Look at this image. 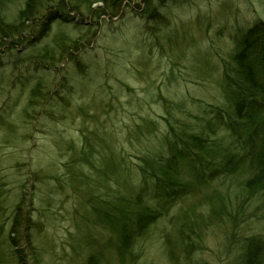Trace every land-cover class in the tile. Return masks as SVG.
<instances>
[{
  "label": "rangeland",
  "instance_id": "374dc122",
  "mask_svg": "<svg viewBox=\"0 0 264 264\" xmlns=\"http://www.w3.org/2000/svg\"><path fill=\"white\" fill-rule=\"evenodd\" d=\"M87 1L68 0L82 16L53 23L39 43L66 49L60 62L25 61L28 43L0 54V264H242L245 240H264V201L242 186L243 173L207 182L178 159L188 196L149 226L130 262L118 255L114 222L124 206L109 197L126 185L78 158L90 148L107 173L115 159L136 184L141 158L169 126L195 131L228 106L233 55L244 32L264 24V0H123L117 17L99 18ZM23 2L0 0V30ZM19 204L29 222L12 233Z\"/></svg>",
  "mask_w": 264,
  "mask_h": 264
},
{
  "label": "trees",
  "instance_id": "16d2710c",
  "mask_svg": "<svg viewBox=\"0 0 264 264\" xmlns=\"http://www.w3.org/2000/svg\"><path fill=\"white\" fill-rule=\"evenodd\" d=\"M121 1L123 0H89L83 4L87 7L89 15L98 18L103 15L117 17ZM95 3H100L101 6L92 8L91 5ZM68 5V0H24L15 24L6 26L10 29L8 31L0 30V54L10 45H17L20 46V51L26 48L30 50V55L25 56V61L36 58V55V63L42 65H53L54 62L63 60L67 54L66 49L55 54L54 48H51L53 46L39 43L53 23H73L71 12L82 16L78 7ZM42 10L44 14L41 21L35 25L36 30L28 32L27 25L33 27ZM159 17L157 15L158 20ZM77 22L82 24L83 20L79 19ZM51 50L54 55L45 59ZM232 61L235 66L234 77L226 86L229 105L215 110L212 117L205 119L195 131L176 123L175 127L169 126V132L159 140L157 150L152 155L141 158L138 166L140 178L136 184H126V178L118 170V161L115 159L107 173V170L102 169L101 158L97 166L91 162L93 152L90 148L83 151L82 157L78 158V161L90 167L91 171L95 170L96 176L99 175L102 180L105 178L114 184L126 185V193H108L109 197L117 201L114 204L124 206V210L114 221L119 257L127 258L130 262L135 261L139 255L138 239L150 225L165 217L177 206V202L188 196V189L177 178L178 159L185 160L200 178L207 182L216 177L241 172L246 175L242 186L249 192L259 194L264 201L263 23L255 24L244 32ZM39 85L40 82L37 86ZM38 90L40 89L31 91L30 100ZM21 206L19 204L15 207L12 233L17 231L16 224L20 227L29 222L25 215L20 214ZM181 240L185 248L183 251L188 253L191 242L184 244L182 238ZM16 256L20 258L19 255ZM96 262L94 257L88 260V264H97ZM242 264H264V240H245Z\"/></svg>",
  "mask_w": 264,
  "mask_h": 264
}]
</instances>
